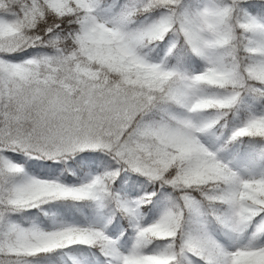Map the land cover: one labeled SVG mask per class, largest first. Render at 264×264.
<instances>
[{
  "label": "snow or ice",
  "instance_id": "snow-or-ice-1",
  "mask_svg": "<svg viewBox=\"0 0 264 264\" xmlns=\"http://www.w3.org/2000/svg\"><path fill=\"white\" fill-rule=\"evenodd\" d=\"M0 264H264V0H0Z\"/></svg>",
  "mask_w": 264,
  "mask_h": 264
}]
</instances>
